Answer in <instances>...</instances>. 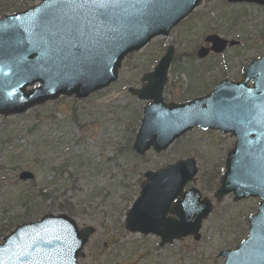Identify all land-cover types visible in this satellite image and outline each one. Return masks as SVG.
<instances>
[{
    "label": "rangeland",
    "instance_id": "obj_1",
    "mask_svg": "<svg viewBox=\"0 0 264 264\" xmlns=\"http://www.w3.org/2000/svg\"><path fill=\"white\" fill-rule=\"evenodd\" d=\"M39 1L0 0V18ZM211 34L240 44L199 58L198 50L208 47L204 39ZM168 45L174 47V57L167 101L204 96L223 79L240 80L243 66L264 54V7L203 0L168 37H157L127 56L118 81L108 88L83 100L60 98L24 114L0 117V243L15 225L46 214H66L79 228H94L81 264H223L219 253L247 237V219L256 213L260 199L234 201L233 194L220 202L214 198L235 137L195 128L161 154L139 156L132 150L146 102L132 96L129 88L140 86L143 74L153 70ZM189 157L199 166L196 186L214 205L201 239L186 237L160 246L157 236L128 232L125 214L139 194L144 173ZM22 171L35 178L19 180ZM39 188L51 195L17 202L22 190L31 197ZM15 214L18 222L9 224Z\"/></svg>",
    "mask_w": 264,
    "mask_h": 264
},
{
    "label": "water",
    "instance_id": "obj_2",
    "mask_svg": "<svg viewBox=\"0 0 264 264\" xmlns=\"http://www.w3.org/2000/svg\"><path fill=\"white\" fill-rule=\"evenodd\" d=\"M201 1L44 0L4 17L0 20V115L20 114L61 95L85 98L106 88L118 79L129 53L156 36H168ZM228 1L264 5V0ZM207 41L213 42L215 52L227 46L217 36ZM208 51L201 49L199 55ZM173 53L168 47L154 71L143 76L142 86L130 89L139 99L150 101L132 147L140 155L151 148L161 153L195 126L236 136L215 197L220 201L233 192L234 200L260 197L262 201L258 213L248 219L247 239L220 255L226 257L224 264H264V56L244 68L240 82L224 80L206 97L166 104L163 90ZM197 173L193 158L146 172L147 180L127 212L126 229L160 236L161 245L190 235L199 240L212 204L200 201L197 188L183 190ZM33 177L30 172L20 174L22 180ZM93 232L92 227L78 229L66 215H45L39 222L17 226L4 238L0 264H78Z\"/></svg>",
    "mask_w": 264,
    "mask_h": 264
},
{
    "label": "trees",
    "instance_id": "obj_3",
    "mask_svg": "<svg viewBox=\"0 0 264 264\" xmlns=\"http://www.w3.org/2000/svg\"><path fill=\"white\" fill-rule=\"evenodd\" d=\"M37 192V193H36ZM36 192H34L32 190V195L30 197V195H28L24 190H22L18 195H17V202H21V203H24V204H27V203H30V199H39L40 200H46L50 195H51V191L50 190H47L45 188H39ZM34 194H35V197H34ZM33 206H30V208H32ZM35 208V207H33ZM12 219L13 221L10 222L9 224H13L16 222H18V216H16V214L14 216H12ZM8 224V225H9Z\"/></svg>",
    "mask_w": 264,
    "mask_h": 264
},
{
    "label": "snow or ice",
    "instance_id": "obj_4",
    "mask_svg": "<svg viewBox=\"0 0 264 264\" xmlns=\"http://www.w3.org/2000/svg\"><path fill=\"white\" fill-rule=\"evenodd\" d=\"M103 7V5H101Z\"/></svg>",
    "mask_w": 264,
    "mask_h": 264
}]
</instances>
